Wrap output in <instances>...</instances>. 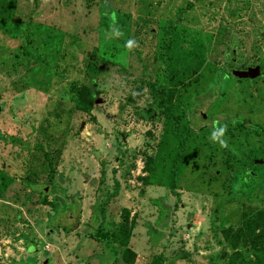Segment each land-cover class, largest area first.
<instances>
[{
	"label": "rangeland",
	"instance_id": "374dc122",
	"mask_svg": "<svg viewBox=\"0 0 264 264\" xmlns=\"http://www.w3.org/2000/svg\"><path fill=\"white\" fill-rule=\"evenodd\" d=\"M111 5L113 30L104 0H0V264H228L222 231L264 208V70L235 80L227 54L264 61V0ZM124 209L126 247L89 236Z\"/></svg>",
	"mask_w": 264,
	"mask_h": 264
},
{
	"label": "trees",
	"instance_id": "16d2710c",
	"mask_svg": "<svg viewBox=\"0 0 264 264\" xmlns=\"http://www.w3.org/2000/svg\"><path fill=\"white\" fill-rule=\"evenodd\" d=\"M103 15H106L105 17L108 21L109 29L111 30L112 28H114L117 19H116L115 9L111 5V0H104ZM230 53L227 54V56L231 64L232 59ZM259 67L262 74L264 70V61H262ZM229 75H231L230 72ZM231 77L234 79L232 75ZM219 79L220 81H223L222 78L219 77ZM152 92L154 99L157 100L158 106L163 109V112H165L167 116L171 117L172 98L174 95L173 88L169 87L166 84L165 85L154 84L152 85ZM95 100H96L95 95L93 93H90L89 100L86 103H83L78 99H76L75 108L78 111H81L86 114H90L92 110V106L95 103ZM228 119L230 120V117L227 119L226 118L222 119V117L211 119L212 122L211 130L213 132L218 131L217 124L223 122L224 120L226 121ZM46 160L48 162L50 169L49 176L51 177L52 172L54 171L53 160L49 154L46 155ZM117 188L118 187L116 186L112 195L117 193ZM108 200L110 199H106L105 202H108ZM46 205H48V203H46ZM74 207H75L74 205L62 206L61 208L63 209L61 210V213H65V212L69 213L72 210H74ZM67 208H69V210ZM56 213L57 216L61 214L57 212V209H56ZM72 213L74 212L72 211ZM123 213L125 214L123 216L124 221L121 224L120 229L118 231L112 230L111 232H109L108 230H105V228L100 226L97 229L96 233L89 236L102 244L106 242H111L113 244L126 247L129 244L128 241L131 235V229L133 228V221L128 222V213L126 209H124ZM103 214L104 212L102 213V215ZM54 218L56 217H51L49 219V221L46 223L47 227L57 228L53 222ZM222 236L232 250L228 257V264H264V208L253 212H244L241 215V220L238 226L224 229L222 231ZM244 249L248 250L247 254L243 252ZM129 256L131 257L135 255L133 252H131L128 249H125L121 254V258L123 259L128 258ZM124 262H125L124 264H131L130 260H125ZM164 262L165 259L163 255L160 254L158 256H154L150 264H164Z\"/></svg>",
	"mask_w": 264,
	"mask_h": 264
},
{
	"label": "water",
	"instance_id": "95a60500",
	"mask_svg": "<svg viewBox=\"0 0 264 264\" xmlns=\"http://www.w3.org/2000/svg\"><path fill=\"white\" fill-rule=\"evenodd\" d=\"M231 64L229 65V72L237 80H255L260 77L261 70L260 67L248 68L247 70H235V50L231 51Z\"/></svg>",
	"mask_w": 264,
	"mask_h": 264
},
{
	"label": "clouds",
	"instance_id": "9594fccd",
	"mask_svg": "<svg viewBox=\"0 0 264 264\" xmlns=\"http://www.w3.org/2000/svg\"><path fill=\"white\" fill-rule=\"evenodd\" d=\"M116 35H121L119 31L116 32ZM126 47L131 48L132 47V42L128 41ZM226 131L225 128H220L218 131H214L210 137L211 141L214 143H219V145L223 148L227 146V142L221 137L223 136L224 132Z\"/></svg>",
	"mask_w": 264,
	"mask_h": 264
},
{
	"label": "crops",
	"instance_id": "0c3cea01",
	"mask_svg": "<svg viewBox=\"0 0 264 264\" xmlns=\"http://www.w3.org/2000/svg\"><path fill=\"white\" fill-rule=\"evenodd\" d=\"M75 255V254H74ZM78 256H76V259L74 258V260H75V262H79V261H76L78 258H77ZM79 260V259H78ZM63 264H64V261L62 262ZM61 263V264H62Z\"/></svg>",
	"mask_w": 264,
	"mask_h": 264
}]
</instances>
